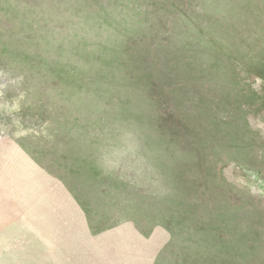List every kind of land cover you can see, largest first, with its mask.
I'll use <instances>...</instances> for the list:
<instances>
[{"label": "rangeland", "instance_id": "rangeland-1", "mask_svg": "<svg viewBox=\"0 0 264 264\" xmlns=\"http://www.w3.org/2000/svg\"><path fill=\"white\" fill-rule=\"evenodd\" d=\"M0 264H264V0H0Z\"/></svg>", "mask_w": 264, "mask_h": 264}]
</instances>
